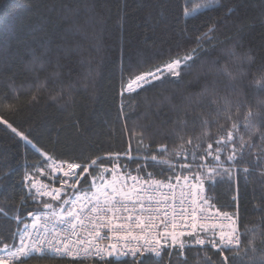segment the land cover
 <instances>
[{"label": "trees", "instance_id": "obj_1", "mask_svg": "<svg viewBox=\"0 0 264 264\" xmlns=\"http://www.w3.org/2000/svg\"><path fill=\"white\" fill-rule=\"evenodd\" d=\"M207 3L0 0V97L15 104L18 111L6 118L36 146L0 125V239L11 243L22 225L14 218L45 203L28 192L25 181L26 174L41 176L35 168L44 167V158L37 149L81 163L120 153L118 161L103 159V165L128 164L164 183L175 176L174 164L190 165L182 167L183 175L199 174L217 209L240 216L242 243L236 250L224 255L192 246L184 250L186 259L175 251L162 259L146 256L141 264H224V256L227 264L264 261V91L257 88L264 80V0H218L211 10L185 16L186 8L191 12ZM212 26L210 38L198 44L197 37ZM194 48L196 58L181 69L179 78L154 82L131 94L122 91L130 76ZM225 65L230 76L220 71ZM205 88L214 92L200 95ZM225 98L232 103L226 105ZM249 111L251 127H245ZM229 131L233 142L221 145L220 153L228 172L209 179L208 169L217 163L211 156L202 159L207 145L212 144L216 155V141L227 139ZM188 139L191 145L185 143ZM161 145L167 147L166 153L158 150ZM233 147L237 158L229 162ZM153 155L171 161V167L144 159ZM98 171L92 168L93 174ZM23 264H133V260L94 262L39 254Z\"/></svg>", "mask_w": 264, "mask_h": 264}, {"label": "snow or ice", "instance_id": "obj_2", "mask_svg": "<svg viewBox=\"0 0 264 264\" xmlns=\"http://www.w3.org/2000/svg\"><path fill=\"white\" fill-rule=\"evenodd\" d=\"M218 4V0H208L207 4L199 6L198 9H194L193 11H189L187 8L185 9V16H192L196 11L200 9L211 10ZM215 31V27H209L208 31L201 34V36L197 37L198 44L201 41H205L206 38L209 37V33ZM198 49H192L191 53L185 54L182 57L170 59L164 64L155 67L149 71H145L141 74H134L129 77L128 83L123 87V90H126L128 93H135L138 90L144 89L146 86H151L154 82H160L167 78H179L181 75V69L190 67L191 62L196 58L195 53H197ZM230 55H235L234 52H230ZM218 62V61H217ZM225 75H231L227 65L220 69ZM257 88L259 90L264 91V80L257 82ZM210 92H214V89L205 88L204 92L200 95H204ZM196 102V101H190ZM212 103H216L215 100ZM224 103L226 105H230L232 101L227 98L224 99ZM236 103L239 105L241 101L238 99ZM18 111L17 107L14 103L9 102L7 97H0V125L4 126L5 130H10L12 134L18 137L20 140L25 142L26 144L32 145L35 148V144L29 139L28 135L25 132L20 131L17 127H14L13 123L10 122V117ZM258 115V114H257ZM9 117V118H6ZM253 113L249 111L247 116L245 117V127H251ZM233 130L237 129V125H232ZM182 139V138H181ZM241 147H244L243 138L241 137ZM233 142V132L229 131L227 135V139L221 138L216 141L217 147L215 149L216 155H212V144L209 143L207 145L206 155L202 159H206L208 156H211L214 161L217 163L216 168L208 169V177L215 176L218 172L227 173L228 169L223 168L220 153L222 151L221 145H226L228 143ZM142 143V139L140 141ZM186 144L191 145V139L185 141ZM183 148V145H181ZM196 148H199L200 145H195ZM139 150V149H138ZM160 152L166 153L167 147L164 145L159 146L158 149ZM39 154L44 158L42 163L44 167L35 168V173H38L41 176H45L52 181H58L60 187H54L52 184L40 183L37 184L34 179L33 174H26L25 181L28 182V192L31 194L34 189L36 194L40 196H48L51 197L54 201H61L63 197V205H68L67 209L61 207V213H56L53 210V205L51 203H44L43 208L51 211V215L55 217L61 224H71L72 230L75 231L76 224L74 221H78L80 226H84V220L81 219L80 213L85 209H88L91 215L88 217L90 223L92 224L93 231L89 232V236L94 237L99 240L101 238L102 228H108L112 225V221L117 219L116 213H128L126 220L132 221L133 215L137 210V206L140 212L144 211H159V209H146L144 201L147 200L151 203L154 199L152 196H142L140 193L144 192L145 189L142 186L137 189L135 184L137 183V177L129 176V178L133 181V187L128 188L126 190L125 184L126 181L120 177L119 172L117 171L120 167L118 163H113L111 168L105 167L102 163L103 159H108L110 161H118L121 157L120 153H108L104 157H94L89 158L87 163L77 162L75 158L72 159H58L55 156L44 152L40 149H37ZM185 153H187V149H184ZM125 156H129L128 153L124 154ZM175 155L179 156V152L175 153ZM193 159H195L196 153H192ZM129 158H131L129 156ZM236 151L235 147L232 149V154L227 156V161L232 162L236 160ZM139 159V157H137ZM144 159L151 160L160 164H168L171 167V161L169 160H158L157 156L153 155L151 157H144ZM145 165H138V169L144 167ZM93 167L99 168V172L97 176H92V188L90 194L82 192V189L78 187L82 184L83 180H86L89 176H91L90 169ZM181 167H189L190 165H182ZM111 171L112 179L107 180L104 178V173ZM151 175V174H149ZM97 179H99L100 183L97 185ZM194 180L199 181L198 183L191 184L189 196L191 197L190 203L193 206L191 209L190 219L192 223L190 225L192 231H177L178 224L176 222L177 211L175 208L172 209V219L168 220V211H164L163 217L160 219L159 225L155 223H149V221H154L155 217L153 216H136L135 217V227L140 230V235H134L132 231H124L123 236L119 235L118 232H113V236L119 240L127 241L129 238L132 240L140 241L144 240L146 244L149 246L142 251L140 247L130 248L128 243L123 244V250L118 251V245L113 243L108 245L107 255L112 256H127L131 255L133 257V264H141L140 261L136 260L137 255L139 254L141 257L145 255V252H149L153 257L162 259L163 251L168 247V240L171 241V248L174 251H178L182 259H186L184 257V250L187 247H203L206 245L211 246L217 251H223L225 249H229L235 244H239V237L235 235L236 229H232V233H219V240L217 241L215 238H210L209 240L196 238L194 240V245H187L185 243V237H195L198 225L197 221V207L199 194L204 190V180L199 175L196 174L193 176ZM180 177H177V182H179ZM187 183L188 177L184 178ZM143 184H148V181H144ZM153 185L155 188L167 187L168 189H172L174 186L172 184L165 185L163 181H153L151 185H149V190L152 189ZM71 193L69 194V191ZM135 193V199H133V194ZM181 199L179 201L181 208L179 212L180 221L184 222L187 217L185 213L188 211L183 208V204L186 202L184 199V193H181ZM35 199V197H33ZM173 202H175V197L172 198ZM169 200L167 196L162 195L161 200L157 203H166ZM86 201V203L84 202ZM206 202V201H205ZM131 203L134 205L133 208H129L127 205ZM79 208V211L77 210ZM2 212V209H0ZM111 214V215H109ZM6 215V214H5ZM28 216L33 217V228L35 225L41 220L44 219L47 221L48 213L41 215H34L33 212H29ZM228 217V214H225ZM231 218V217H228ZM19 220V217H16ZM170 223V229L168 227ZM235 223V221H233ZM115 228H131L132 225H124L117 224L114 225ZM162 227L163 231H157L155 235H152V229ZM201 229L204 228V225H199ZM145 229L148 230L145 233ZM52 231H55L53 229ZM49 229L46 227L42 234L34 235L31 230L25 226V229L18 234V244H10L5 243L3 239H0V264H22L23 258L30 257L33 253L43 254L46 248L56 254L61 256H68L74 259L76 258H84L88 257L91 253V248L93 247L91 241L88 242H78L83 244L82 251L74 250L70 248L67 243L63 244V247H59L58 245L61 243L60 240H56L55 236L49 238ZM16 235V234H14ZM152 235V240L149 242L147 240V236ZM55 241V243H54ZM159 247H156V246ZM95 252L94 255L96 257H102L105 249L101 247L98 243L94 245ZM224 264H227L228 257H223ZM264 264V261L261 262Z\"/></svg>", "mask_w": 264, "mask_h": 264}, {"label": "built area", "instance_id": "obj_3", "mask_svg": "<svg viewBox=\"0 0 264 264\" xmlns=\"http://www.w3.org/2000/svg\"><path fill=\"white\" fill-rule=\"evenodd\" d=\"M118 163L120 165L119 169L117 170L120 174V177L123 178L126 181L125 184V188L126 190L128 188L133 187V181L129 178V176L132 177H137V183L135 184V187L137 189L141 188L142 186L144 187L145 191L140 193V195L142 196H152L154 197L153 201L151 203H149L147 200L144 201L145 203V208L149 209H159V211H144V212H140L137 206V210L132 213L133 215V220L132 221H128L125 219V217H127L128 213H116V217L117 219L112 221V225H110L108 228H102L100 229L101 231V238L99 240L95 239L94 237L89 236V232L93 231L92 228V224L90 223L88 217L91 215V213L89 212L88 209H85L83 212L80 213L81 215V219L84 220V226L81 227L78 221H74L76 224V228L75 231L72 230V226L71 224H61L55 217H53L51 215V211L48 209H44L43 207L32 211L34 213V215H41L44 216V214L48 213V219L47 221H45L44 219H41L36 225L35 228H33V221H34V216L30 217L28 216V214L17 220L16 217L14 218L19 224L21 225V229L16 231V235L13 239V241L10 244H18V234L19 232H22L25 229V226L28 227L29 230H31L33 232L34 235L37 234H42L44 231V228L46 227L47 229H49V238H52L53 236H55L56 240H60L61 243L58 245L59 247H63L64 243H67L69 245L70 248H73L74 250H80L82 251L83 248V244H80L78 242H88L91 241L93 247L91 248V253L88 257H84V258H72V257H68V256H61L59 254L53 253L51 251H49L47 248L45 250V252L42 255H49L51 257L54 258H60V259H68V260H87V261H94V262H105L111 259H132L133 257L131 255H127V256H116V255H112V256H108L107 255V251H108V245L110 244H117L118 245V251H122L123 250V244L124 243H128V246L130 248H134V247H140L142 251H144L149 245L145 243L144 240H140V241H136V240H132L131 238H129L127 241L124 240H119L116 237L113 236V232H118L119 235L123 236L124 231H132L134 235H140V230L137 229L135 227V217L140 215V216H144V217H148V216H153L155 217L154 221H149V223H155L157 225H159L160 219L163 217V213L164 211H168V220L171 221L172 219V209L175 208L177 211V217H176V222L178 224V228L177 231H192L190 225L192 223V220L190 219V214H191V209H192V205L190 203L191 197L189 196V191H190V185L194 184V183H198L199 181L194 180L193 176H185L183 175L182 172V167L181 170L179 172H176L178 169H176L175 167V176L169 180L168 182L164 183L165 185L167 184H172L174 187L170 190L167 187H161V188H155V186L153 185L152 189L149 190V185H151L153 183V180L150 179L149 177L145 176L144 174L139 173L137 170H134L130 167V165L128 164H122L120 162H115ZM175 165H179V164H174ZM182 166V165H180ZM106 167V166H105ZM108 168H111L112 165ZM91 172V176H89V180H83L82 184L79 185L78 187H80L82 189V192L88 193L90 194L91 191L93 190L92 188V176H97L98 172L96 174H93L92 169H90ZM105 174L107 175V177L105 176ZM177 177H180L179 182H177ZM188 177V181L187 183L185 182L184 178ZM104 178L107 180H111L112 179V173L111 171L104 173ZM35 182L37 184L40 183H45V184H52L54 187H60V184L58 181H52L50 179H48L47 177L44 176H40V177H36L34 178ZM144 181H148V184H143ZM100 181L99 179H97V185H99ZM27 184V189H28V182H26ZM184 193V199H185V203L183 204V208L187 209L188 211L185 213V216L187 217V219L184 222L180 221V217H179V212H180V208L181 205L179 203L181 197V193ZM31 193L36 194L35 190L33 189ZM71 193V190L69 191V194ZM38 197L45 199V203H51L53 205V210L56 213H61V207L67 209L69 206L68 205H63V197L61 201H54L51 197L48 196H40L38 194H36ZM167 196L169 198V200L166 203H157L158 201L161 200V196ZM173 197H175V202H173ZM133 199H135V193L133 194ZM206 201V202H205ZM86 203V201H84ZM129 208H133L134 205L129 203L127 205ZM197 207V229L195 230L196 235L195 237H185V243L187 245H194V240L196 238L199 239H204V240H209L210 238H215L217 241L219 240V233L224 232V233H232V229L235 228L236 232L235 235L237 237H239V244H235L229 248V249H225L222 251V253L225 255V253L229 250H236L237 248L240 247L241 243H242V237H241V230H240V216L239 213H224L221 212L217 209V207L215 206V204H213L207 197L205 190H203V192H201L199 194V198H198V204L196 205ZM77 210L79 211V208H77ZM225 214H228V218L225 216ZM111 215V214H109ZM233 221H235V223H233ZM117 224H124V225H128L131 224L132 227L131 228H115L113 227L114 225ZM204 225V228L201 229L199 227V225ZM169 229H170V223L168 225ZM53 229H55V231H52ZM157 231H163L162 227H158V228H154L152 229V235H155V233ZM148 230L145 229V233H147ZM152 235H148L147 236V240L150 242L152 240ZM55 243V241H54ZM99 244L101 247H103L105 249L103 256L102 257H96L94 255L95 252V244ZM156 247H159L158 245ZM205 247H209L212 248L209 245L203 246L201 248H205ZM214 249V248H213ZM216 250V249H215ZM173 252H175L172 248H171V241L170 239L168 240V247L163 251V257H165L166 255H171ZM33 255H39L37 253H33L31 256ZM152 254L149 252H145V255L143 257H141L139 254L136 257L137 261L143 260L146 256H149ZM30 256V257H31ZM29 258H23L22 260V264L24 263V261Z\"/></svg>", "mask_w": 264, "mask_h": 264}, {"label": "rangeland", "instance_id": "obj_4", "mask_svg": "<svg viewBox=\"0 0 264 264\" xmlns=\"http://www.w3.org/2000/svg\"><path fill=\"white\" fill-rule=\"evenodd\" d=\"M125 92H127L126 90H125ZM107 167V166H106ZM176 169H178L176 172H179L180 170H181V166L180 165H175L174 166ZM105 176L107 177V175L105 174Z\"/></svg>", "mask_w": 264, "mask_h": 264}, {"label": "bare ground", "instance_id": "obj_5", "mask_svg": "<svg viewBox=\"0 0 264 264\" xmlns=\"http://www.w3.org/2000/svg\"><path fill=\"white\" fill-rule=\"evenodd\" d=\"M89 179V178H88Z\"/></svg>", "mask_w": 264, "mask_h": 264}]
</instances>
